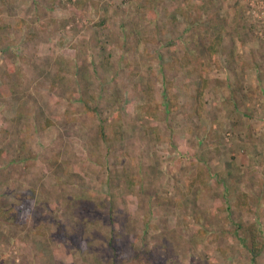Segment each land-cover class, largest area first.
<instances>
[{"label":"rangeland","instance_id":"374dc122","mask_svg":"<svg viewBox=\"0 0 264 264\" xmlns=\"http://www.w3.org/2000/svg\"><path fill=\"white\" fill-rule=\"evenodd\" d=\"M238 5L0 0V264H264L240 229L264 235V166L232 130L249 72L234 34L209 51L227 21L264 44V0Z\"/></svg>","mask_w":264,"mask_h":264},{"label":"crops","instance_id":"0c3cea01","mask_svg":"<svg viewBox=\"0 0 264 264\" xmlns=\"http://www.w3.org/2000/svg\"><path fill=\"white\" fill-rule=\"evenodd\" d=\"M219 2L225 4V6L228 4L230 6L232 5L230 8L234 9V12H228L227 10L220 11V14H224L220 15V17L229 14L233 19L235 16L241 15L243 19H246V16L244 17V14L242 13V9L239 8L240 4L238 5V0H236L235 5L233 4L232 0H219ZM241 5L245 8V5L244 3H242V1ZM221 27L223 28V46L231 49L230 43H228L227 40V35L234 34V48H232L231 50L235 56L234 62H239L241 71L244 66V69L247 68L246 70L249 72L248 75H244V80L246 81L242 80L244 81V85L242 84V87L247 91V93H245L246 91L244 90V93L247 94V96L245 97L247 99V103L242 110L247 112L249 114V117H246L248 120L247 122L241 120L239 124L243 126H232L235 138L239 139L236 141V145H239L240 147H245L246 149V154H241L240 158H242L243 161L246 162L245 157H249L251 162L256 163V165H254L255 168L261 170V168L264 166L261 164L264 162V44L259 39H257V37L252 38V35H250V33L249 35L251 41L249 43L246 42L247 39H244V35L248 34V30L246 29V27H244L243 22L233 24L232 21H229L228 25L227 21V24H225L224 22L222 23L220 28ZM253 28L254 34H256V27ZM250 30L252 31V29ZM241 44H243L244 47H241ZM220 59L221 63L223 65H226V60L222 58ZM248 82L249 86L246 88L245 84H247ZM237 94L238 93L234 95L235 98L238 100ZM237 100H235L234 102H237ZM204 108L205 110L207 108V111L210 113L209 121L207 119V125L214 126L216 123L218 125H232V121L229 119L231 118L230 113L228 114L225 108L221 107V104L219 106L217 116L215 114L216 112H213L210 103L208 105H205ZM213 114L215 115L211 117V115ZM249 129L250 135L252 134V138H243V131L245 130L246 132H248ZM257 180L258 183H260L261 185L257 190H255V192L260 196V194L264 193V172L261 171L259 173Z\"/></svg>","mask_w":264,"mask_h":264},{"label":"trees","instance_id":"16d2710c","mask_svg":"<svg viewBox=\"0 0 264 264\" xmlns=\"http://www.w3.org/2000/svg\"><path fill=\"white\" fill-rule=\"evenodd\" d=\"M210 24H212V23H210ZM217 25H218L217 23H214L212 25V28L216 29L218 27ZM193 27L189 26L188 28H186V30L189 31L190 29H193ZM222 30H223L222 27L218 28V31H220V32H218V34H219L218 38L215 39V42L213 44L209 45V51L211 54L217 53L218 48L222 45V37H221L222 36ZM198 66L201 67L200 62L198 63ZM190 70L193 71V69H190ZM101 135L104 138L106 137L104 129H101ZM240 229H242V230L244 229L245 234H247V236L249 238V241H250L249 250H250V253L252 256V261L255 263V262H257V259L260 258V256L263 253V250H264V235H263L262 231L260 230V228L256 224L248 225V226L240 225ZM132 251L135 252L136 255L134 256V258H136L139 261V264H141L144 261V259L147 260L146 263L154 264L153 259H151L152 256L150 253L145 254V258L143 259L142 254L140 252H138L137 249L133 248Z\"/></svg>","mask_w":264,"mask_h":264}]
</instances>
